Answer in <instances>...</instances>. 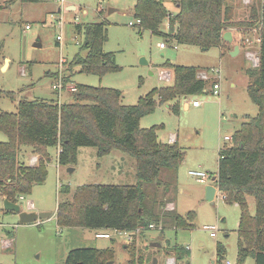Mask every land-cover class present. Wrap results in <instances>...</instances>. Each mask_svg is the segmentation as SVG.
<instances>
[{
	"label": "rangeland",
	"instance_id": "obj_1",
	"mask_svg": "<svg viewBox=\"0 0 264 264\" xmlns=\"http://www.w3.org/2000/svg\"><path fill=\"white\" fill-rule=\"evenodd\" d=\"M243 1L238 0L237 19L244 18L247 13L248 4ZM136 2L66 0V4L78 5L76 10L63 5L60 0H0V89L4 91L0 96V113L17 112L23 97L72 100L74 91L66 88L59 94L53 88L56 82L62 80L64 83L67 77L71 82L64 84L69 86L81 83L118 88L123 93L124 104H135L153 88L172 81L173 70L164 66L167 62L196 66L200 72L206 71L203 69L209 68L207 66L221 67L220 94H214L210 89L216 79L210 68L207 70L210 76L208 93L183 98L180 114L173 113L167 104H159L154 112L141 118L142 127L161 126L158 135L163 141L167 140V135L168 139L175 135L176 140L179 136L186 158L176 182L166 194L165 210L181 215L195 211L194 225L189 229H175L162 221L154 222L158 228L139 234L134 239V248L133 243L129 244L134 240L125 243L123 236L114 230H110L112 238H100L96 237L93 228L59 226L56 219L58 205L71 199L78 186L136 184L138 178L136 159L121 150L99 156L96 147L84 146L79 148L75 164L61 165L59 148L53 146L48 149L52 159L46 180L35 184L31 194L21 195L18 199L23 210L36 207V212H52L50 217L20 223L18 212L5 209V197L0 191V264H65L69 251L77 247L111 248L114 257L110 261L113 263L108 264H217L219 244L223 246V264L238 262L240 205L228 203L221 196L214 201L208 200L207 186L212 180L202 182L190 170H202L212 176L218 174L219 147L228 142L224 137L233 135L240 128L246 120L245 114L255 116L258 113L259 108L248 93L251 77L247 72L248 68L256 67L245 60L243 53L230 56L231 44L224 51L219 46L204 49L199 45L175 43L163 33L153 34L138 25L131 26L129 22L135 20L132 8ZM165 4L169 10L176 9L173 0H165ZM111 8L115 10L109 12ZM94 20H105L108 39L104 50L114 52L121 67L103 76L80 72L78 66L70 67L83 42L75 24ZM166 26L167 21H164L161 30L164 31ZM251 37L253 35H248ZM161 42L166 43L165 48L160 47ZM251 50L255 49L252 47ZM165 70L172 72L170 81L162 77ZM232 82L236 85L232 86ZM194 100H199L201 106L194 107ZM5 140L7 135L0 131V141ZM22 150V160L28 165H33V156H37L38 161L41 158L32 147L26 146ZM156 186L146 184L151 194L155 188H161ZM172 202H175V208L167 209L168 203ZM248 203L251 213L256 214L257 203L253 196H248ZM39 223H42L41 227ZM205 225H217V235L212 236ZM162 227L163 231L159 230ZM162 232L164 238L160 240ZM9 239L13 240V245L5 244L4 240ZM155 243L160 245H153ZM176 247L184 248V252L176 256ZM243 264H255V261L248 258Z\"/></svg>",
	"mask_w": 264,
	"mask_h": 264
},
{
	"label": "trees",
	"instance_id": "obj_2",
	"mask_svg": "<svg viewBox=\"0 0 264 264\" xmlns=\"http://www.w3.org/2000/svg\"><path fill=\"white\" fill-rule=\"evenodd\" d=\"M175 4L177 11L171 12L165 0H137L132 13L141 20L139 26L153 34L163 33L161 26L168 20L169 32L163 34L169 40L206 49L219 46L225 50L231 44L223 38L227 30L245 33L256 29L260 33V64L247 70L251 77L248 93L259 110L255 116L246 114L231 140L220 147L218 184L225 201L241 207L236 264L248 258L264 264V0H251L241 19H237L238 0H175ZM75 28L83 42L70 67L100 76L121 69L115 53L104 50L108 39L105 20L77 23ZM164 66L173 70L172 81L153 88L135 104H124L118 88L78 83L71 101L23 97L17 112L1 111L0 131L7 135V140L0 141L2 195L19 202L21 195L31 194L35 184L44 182L52 159L50 147L60 148L61 165L75 164L80 147H96L99 156L118 149L136 159L137 183L78 186L71 199L59 203L58 225L130 230L162 221L175 229L191 228L195 211L181 215L165 210L166 194L176 182L185 151L178 140L164 142L159 138L160 125L142 127L141 118L159 104H167L173 113L180 114L182 99L208 93L210 80L200 78L196 66L171 62ZM69 81L67 77L64 83ZM3 93L0 89V96ZM26 146L41 155L36 164L22 160ZM146 184H155L161 191L155 188L151 194ZM65 188L70 191L69 186ZM248 196L256 200V214L250 211ZM135 241L129 243L133 248ZM218 251L216 263L223 264L221 244ZM183 252L184 248L176 247V256ZM113 257L111 248L77 247L69 251L65 264H108Z\"/></svg>",
	"mask_w": 264,
	"mask_h": 264
},
{
	"label": "built area",
	"instance_id": "obj_3",
	"mask_svg": "<svg viewBox=\"0 0 264 264\" xmlns=\"http://www.w3.org/2000/svg\"><path fill=\"white\" fill-rule=\"evenodd\" d=\"M60 1L65 6L69 5V4H66V0H60ZM250 1L251 0H244L243 2L248 4V3H250ZM71 6H74L76 8V10L79 8L78 5H76L75 3H73ZM140 23H141L140 19H135V20H132V21L129 22V24L131 26H137V25L139 26ZM59 24L60 25L63 24L61 18L59 20ZM27 27H30V26L27 25ZM254 31H256V29H254ZM58 40L59 41L62 40V37L60 35L58 36ZM249 41H250V38L247 37L246 38V42H249ZM260 42H261V38H260ZM160 47H162V48L166 47V43L165 42H161L160 43ZM246 56L250 60L251 65H253L255 67L259 66V64H260V52L258 50H251L250 49V50H248L246 52ZM213 70H214V74L213 75L215 76L214 78H216V79L213 80L212 92L214 94H220V92H221L222 69L220 67V68H213ZM162 73H163L162 74L163 79L165 81H170V79L172 77V72L170 70H165ZM199 76H200V78H202L204 80H208L210 78L208 71L200 72ZM53 88L56 89L59 92V94H61V92L64 89H66V88L71 90V91H76L77 90L75 85H70L69 86L67 84H64L62 80H59L58 82H56L54 84ZM199 104H200L199 100H194L193 101V105L194 106H198ZM224 138L227 141L231 140V136H225ZM169 140H170V142H175L176 141V136L172 135ZM59 151H60V148H59ZM37 162H38V157L37 156H33L32 160H31V163L36 164ZM190 173L195 175V176H197V178L200 181H202V182L206 181L207 179H211L212 180V184L215 185L216 188H217V192H216L215 198L217 196H221V197L224 198V196L222 195V193L220 191V188H219L218 174L212 176L210 173L202 171V170H190ZM215 176H216V178H214ZM29 206H31V207L33 206L31 201L29 203ZM174 208H175V204L173 202L172 203H168L167 209H174ZM157 228H158L157 223L155 224L154 222H151V223H149L147 225H139L136 228L130 229V230H120V229H104V230H100V231H98L96 233V236L100 237V238H111L112 234L110 233V230H114L116 233H118L119 235L123 236V238L126 241H132L133 239H135L142 232L149 231V230H154V229H157ZM204 228L207 229V230H210L212 236H216L217 235V231L219 230L217 225H205ZM159 230H163V227L161 229H159ZM4 241H5L6 245H13V240L12 239L4 240ZM188 247L190 248V246H188ZM171 262H174V260L171 259ZM227 264H230V261H228Z\"/></svg>",
	"mask_w": 264,
	"mask_h": 264
},
{
	"label": "water",
	"instance_id": "obj_4",
	"mask_svg": "<svg viewBox=\"0 0 264 264\" xmlns=\"http://www.w3.org/2000/svg\"><path fill=\"white\" fill-rule=\"evenodd\" d=\"M114 10H115V8H111L109 10V12H112ZM122 11H124V10H122ZM223 38L227 42L232 43V41H233L232 30H227L224 33ZM204 49H206V48H204ZM239 50H240L239 46L236 45L232 54L233 55H234V53L237 54L239 52ZM145 63L148 64L149 62L145 61ZM214 178H216V176ZM216 192H217V188L215 185H213V184L208 185L207 186V193H206L207 199L210 201H214ZM4 206H5V209H7V210L18 212L19 218H20L19 221H20V223H23V224L37 222L41 219L48 218L52 215V212H49V211L36 212V211L23 210L18 202H14V201L10 200L9 198L4 199ZM163 238H164V235L160 234L159 239L161 240ZM153 245H160V244L155 243ZM156 262H157V260H156ZM109 263H113V262L110 261Z\"/></svg>",
	"mask_w": 264,
	"mask_h": 264
},
{
	"label": "crops",
	"instance_id": "obj_5",
	"mask_svg": "<svg viewBox=\"0 0 264 264\" xmlns=\"http://www.w3.org/2000/svg\"><path fill=\"white\" fill-rule=\"evenodd\" d=\"M174 2H175V0H173ZM72 4H69V5H67V7H72V8H75L74 6H71ZM177 5H176V9L175 10H170L171 12H176L177 11ZM122 11V10H121ZM125 11V10H124ZM98 12H99V10H98ZM238 19H241V18H238ZM167 21V26H166V28H165V30L164 31H162L164 34L165 33H168L169 32V24H168V20H166ZM254 31V30H253ZM250 33V34H249ZM232 34H233V41H232V43H231V46H230V48H229V50H228V54L230 55V56H234V57H237V56H241L242 55V53H243V55H244V58H245V60H249L248 58H247V56H246V52L248 51V50H250L252 47L255 49V50H258L259 52H260V47H261V43H260V33L258 32V30H256V31H254V32H252V30L251 31H246L245 33L244 32H242V31H239V30H232ZM248 35H253V37H251V39H250V41L249 42H246V38L248 37ZM236 45H238L239 46V48H240V50H239V52L237 53V54H235L234 53V55L232 54V52L234 51V49H235V46ZM162 48V47H161ZM165 48V47H164ZM222 51V50H221ZM224 51V50H223ZM163 55H164V53H163ZM223 55H224V53H223ZM250 61V60H249ZM250 65V64H249ZM207 67H209V68H205V69H203V70H209L210 68H214V67H211V66H207ZM153 74V73H152ZM211 79H212V77H211ZM213 82V81H212ZM236 85V83L235 82H232V86H235ZM210 89H211V87H210ZM71 101V100H70ZM201 106V103L198 105V106H194V107H200ZM246 115V114H245ZM168 136L169 135H167V140H164V142H170V140L168 139ZM232 136V135H231ZM161 139V138H160ZM162 140V139H161ZM177 140L179 141V136H178V138H177ZM163 141V140H162ZM221 147V146H220ZM220 147H219V149H220ZM114 151H112L110 154H112ZM185 158H186V151H185ZM185 161V160H184ZM32 202V201H31ZM174 204H175V202H174ZM175 206H176V204H175ZM34 208V207H33ZM33 208H28V209H26V210H28V211H32L33 210ZM36 208V207H35ZM35 208H34V210L33 211H36L35 210ZM41 210H44V209H41ZM39 212H41V211H39ZM56 219H57V217H56ZM98 231H100V229H96V233L98 232ZM97 237V236H96ZM113 237V236H112ZM111 237V238H112ZM134 240V239H133ZM129 241H126L125 240V243H128Z\"/></svg>",
	"mask_w": 264,
	"mask_h": 264
}]
</instances>
